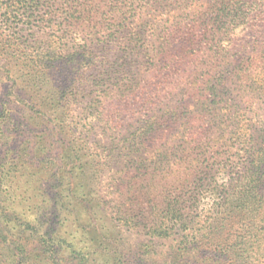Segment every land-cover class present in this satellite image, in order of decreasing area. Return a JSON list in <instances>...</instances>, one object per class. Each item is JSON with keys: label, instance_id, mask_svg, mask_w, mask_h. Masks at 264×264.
<instances>
[{"label": "trees", "instance_id": "16d2710c", "mask_svg": "<svg viewBox=\"0 0 264 264\" xmlns=\"http://www.w3.org/2000/svg\"><path fill=\"white\" fill-rule=\"evenodd\" d=\"M73 4L71 0H0L1 82H10L9 93L0 96V264H264L263 132L256 134V128L247 136L252 145L241 165L243 172L223 184L214 182L211 191L218 197V210H199L197 181H193L187 197L167 196L157 213L146 216L132 206H141L138 197L152 186L155 174L129 156L133 146L120 143L114 156L100 154L65 119L75 98L71 85L75 69L63 73V85L68 87L57 86L53 97H44L46 111L15 93L17 82L45 85L48 74L66 63L69 55L43 52L34 38L58 14L64 20L80 14ZM218 4L217 18L204 32L212 33L206 41L239 36L235 41L240 42L246 31L264 32V0ZM62 26L65 34L77 26L87 30L86 24ZM254 61L250 54L236 55L232 61L240 83L253 79ZM12 67L20 68L21 74L16 76ZM263 81L256 75L251 84ZM213 93L224 104L221 110H228V119H234L238 112L232 111L238 106L225 89ZM10 94L15 103L38 116L34 125L9 108ZM239 122L233 126L240 128ZM121 156L131 158L125 166L127 177L110 178L116 199L106 200L100 177L109 162ZM203 174L208 175L203 171L196 175ZM30 189H37L33 198ZM71 202L80 209L67 211ZM222 209L226 210L218 220ZM70 220L73 225L68 230ZM106 223L113 232L104 229ZM123 232L140 234L152 248L146 245V252L133 251L129 244H121Z\"/></svg>", "mask_w": 264, "mask_h": 264}, {"label": "rangeland", "instance_id": "374dc122", "mask_svg": "<svg viewBox=\"0 0 264 264\" xmlns=\"http://www.w3.org/2000/svg\"><path fill=\"white\" fill-rule=\"evenodd\" d=\"M71 1L80 14L69 20L58 14L34 38L43 52L69 55L66 63L48 74L45 85L16 81L15 93L46 111L44 97H53L57 86L68 87L63 85V73L75 69L71 83L75 98L65 118L73 131L88 147L109 157L120 143L133 146L129 156L155 174L152 186L138 197L141 206H132L133 211L153 215L167 196L187 197L193 181H197L199 210H218V197L211 191L214 182L220 185L237 178L252 145L247 136L256 128V134H264V81L251 84L256 75L264 79V32L246 31L240 42L235 41L239 36L206 41L212 33L204 32L212 28L215 6L222 0ZM65 22L86 24L87 30L77 26L65 34ZM246 54L255 60L253 79L240 83L232 61ZM11 69L16 76L21 74L20 68ZM3 73L0 69V96L10 87V82H1ZM223 88L238 106L232 111L238 112L234 119H228V110H221L223 102L213 96V91ZM11 97L6 98L9 108L34 125L38 116ZM237 121L241 129L233 126ZM121 157L110 161L100 177L106 200L116 199L110 178L127 177L125 166L131 158ZM198 171L208 175H196ZM29 194L33 198L37 189ZM65 208L77 211L80 206L71 202ZM66 225L69 230L73 223ZM104 229L113 232L107 223ZM119 240L139 253L149 245L140 234L123 232Z\"/></svg>", "mask_w": 264, "mask_h": 264}]
</instances>
